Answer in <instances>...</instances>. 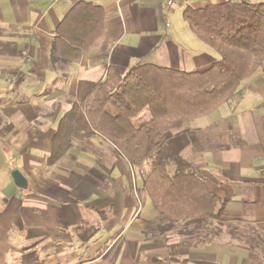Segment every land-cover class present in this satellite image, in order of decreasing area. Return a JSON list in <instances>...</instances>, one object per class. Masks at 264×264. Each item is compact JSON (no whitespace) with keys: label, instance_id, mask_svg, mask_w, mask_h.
Returning a JSON list of instances; mask_svg holds the SVG:
<instances>
[{"label":"crops","instance_id":"obj_1","mask_svg":"<svg viewBox=\"0 0 264 264\" xmlns=\"http://www.w3.org/2000/svg\"><path fill=\"white\" fill-rule=\"evenodd\" d=\"M223 1L0 0V131L27 181L0 195V264H264V70L246 79L232 103L187 127L198 140L190 147L203 156L187 162L232 193L223 223L207 232L188 235L194 220L160 222L142 189L149 166L128 163L97 136L76 134L70 150L46 166L58 121L109 67L188 72L216 61L182 12ZM78 3L96 11L75 13L67 34L100 35L79 60L54 65L55 31ZM188 141L184 132L160 139L174 154L181 149L172 142ZM206 186L224 197L213 183Z\"/></svg>","mask_w":264,"mask_h":264},{"label":"trees","instance_id":"obj_2","mask_svg":"<svg viewBox=\"0 0 264 264\" xmlns=\"http://www.w3.org/2000/svg\"><path fill=\"white\" fill-rule=\"evenodd\" d=\"M86 8L94 9L90 3H78L58 25L50 48L54 65L79 60L100 35V30L91 33V29L67 34L75 13ZM182 17L217 60L188 72L152 64H135L124 73L109 67L103 79L84 98L72 102L58 121L46 166L70 150L76 134L97 136L128 163L149 166L142 189L158 220L167 227L194 220L188 231L194 235L207 232L213 223H223L232 200L230 187L207 169L195 168L181 155L163 149L160 139L167 132H184L193 147L198 145L186 123L210 115L241 95L242 84L264 63V2L228 0L199 8L186 6ZM145 112L148 120L136 125ZM208 182L224 197L218 198L206 186Z\"/></svg>","mask_w":264,"mask_h":264},{"label":"rangeland","instance_id":"obj_3","mask_svg":"<svg viewBox=\"0 0 264 264\" xmlns=\"http://www.w3.org/2000/svg\"><path fill=\"white\" fill-rule=\"evenodd\" d=\"M212 1V0H210ZM252 2H264V0H251ZM183 9V8H181ZM203 45V43H202ZM210 49V48H209ZM212 52H214L212 49H210ZM264 69V63L263 65L258 69L263 70ZM258 71V72H259ZM257 74V73H256ZM231 101L228 103L230 104ZM221 109H223V107H220ZM149 118V115L147 112H145L144 114H142L140 117H138L136 119L135 122H143L146 119ZM206 120H208V118L206 119H200V120H194L192 122L186 123V128L187 127H194V123L199 124V122L203 123ZM6 140L2 138V132L0 131V195H8L9 193H12L11 190L13 191H17V188L14 186V183L12 181L11 178V173L14 170H17L16 167H18V162L20 159L17 158L18 156L16 155L17 153L15 152L14 148H12L11 145H7V144H3V142H5ZM175 149H181L179 150V155H182L186 161H189L190 163L193 162H201L203 156L195 153L193 151V149L190 147V143L188 142H172L171 143ZM1 198V196H0Z\"/></svg>","mask_w":264,"mask_h":264},{"label":"water","instance_id":"obj_4","mask_svg":"<svg viewBox=\"0 0 264 264\" xmlns=\"http://www.w3.org/2000/svg\"><path fill=\"white\" fill-rule=\"evenodd\" d=\"M11 178L14 185L19 189H25L27 186V181L25 180L24 176L18 171L14 170L11 173Z\"/></svg>","mask_w":264,"mask_h":264},{"label":"built area","instance_id":"obj_5","mask_svg":"<svg viewBox=\"0 0 264 264\" xmlns=\"http://www.w3.org/2000/svg\"><path fill=\"white\" fill-rule=\"evenodd\" d=\"M172 2H173V0H168V2H167V4H166V5H168V4H169V6H170Z\"/></svg>","mask_w":264,"mask_h":264}]
</instances>
